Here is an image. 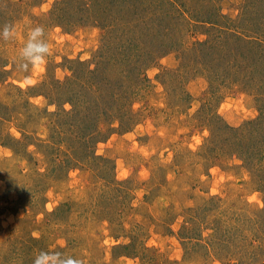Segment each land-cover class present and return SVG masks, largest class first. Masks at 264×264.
Masks as SVG:
<instances>
[{
    "label": "rangeland",
    "instance_id": "1",
    "mask_svg": "<svg viewBox=\"0 0 264 264\" xmlns=\"http://www.w3.org/2000/svg\"><path fill=\"white\" fill-rule=\"evenodd\" d=\"M14 1L0 9L15 30L0 39V264L40 251L83 264H264V63L249 74L233 63L264 41V0ZM35 26L51 54L21 71ZM220 48L235 54L231 71ZM120 83L118 105L108 86ZM86 86L105 108L81 150L88 115L71 111L97 99Z\"/></svg>",
    "mask_w": 264,
    "mask_h": 264
},
{
    "label": "trees",
    "instance_id": "2",
    "mask_svg": "<svg viewBox=\"0 0 264 264\" xmlns=\"http://www.w3.org/2000/svg\"><path fill=\"white\" fill-rule=\"evenodd\" d=\"M15 3V1L14 0H0V9H1V11H3L4 12V10L5 9H7L8 7H11L13 4ZM2 6H3V8H2ZM262 10L264 11V7H262ZM4 14V13H3ZM61 15H63V14H61ZM215 15L216 16H219V17H223V15L222 14H220V12H219V10L215 13ZM255 16H256V13H255ZM263 16V15H262ZM264 17V16H263ZM15 19V17H14V14H12V15H10L9 16V21H11V20H14ZM197 20V19H196ZM199 23H206V24H211V25H213V28L215 27V25H217V24H219L218 23V19L217 20H214L213 18H207V19H203L202 20V18H200V19H198L197 20ZM225 27V26H224ZM235 32H233V34H234ZM233 34L232 33H230V36H233ZM246 38H248L249 40L248 41H250V37H248V36H245ZM245 38V39H246ZM244 39V40H245ZM229 40H230V38H229ZM246 41V40H245ZM200 44H203V43H200ZM204 44H206V43H204ZM264 41H261V43L259 42V46H257V50H253V52H252V50L250 51V50H248L245 54H243V52H238V53H242V54H240L238 57H236L235 56V54L233 55H230L229 57H230V60L228 61L227 60V58L228 57H226V54H224V53H221L222 52V50H221V48L219 49V50H217V51H219L218 52V55L220 54L221 55V57L222 58H220V56H219V62H220V64L221 65H219V68H220V71L221 72H223L224 70L222 69V67H225V68H227V69H230V71H231V68H233V66H232V64H231V62H232V60H231V57H233V56H235L234 58H233V63L235 62L236 64L237 63H240V65L239 66H243L242 67V69L244 70V71H247V70H249V72H248V74L250 73V71L252 70V68H254V67H256L257 66V64H263L264 63V49H262V50H258L259 48H264ZM263 45V46H262ZM256 52H258V53H260V54H262L261 56H257V55H255L256 54ZM253 54H254V56H253ZM218 55L214 58V61H215V59L216 58H218ZM260 57V58H259ZM255 62H257V63H255ZM5 67V66H4ZM4 67H0V70L1 71H3L4 73H6V69H4ZM128 67L125 65V68L124 69H127ZM227 69H225V70H227ZM239 69V68H238ZM257 69V68H256ZM129 70H130V73H138V75H137V78H135L134 80L136 81V80H139L140 82L142 81V80H144V76L142 75V72H140V71H142V69H139L138 70V72H135V71H133L132 69H130L129 68ZM226 72H228V71H226ZM260 72V71H259ZM261 73V72H260ZM99 76V75H98ZM141 76H142V78H141ZM80 78V77H79ZM260 85H264V72H262V74H261V76H260ZM124 82H125V80H124ZM66 84H67V82H66ZM137 84V82H135V83H132V85H136ZM127 84L126 83H120L119 84V88H115V86H113L112 84L111 85H109L108 86V92L110 93L111 91H114V89L115 90H119V92H117L116 93V95H114V97H113V100L115 101H113L112 100V103H114V104H116V102L118 103V99H120V93H121V90H123L124 88H125V86H126ZM83 94H85V93H87V95L88 94H90L91 96L93 95V94H97V99H95V98H93V97H91L93 100L91 101V102H88V100H84L83 98H80L81 100H83V102H85V103H82L81 102V104H82V106H80V108H76V105H75V103H73V106H74V109L71 111V113L72 114H74V117L75 118H77L78 117V115H79V113H82L83 111H84V115H88V117H86L87 118V124H85L84 126H83V128H82V130H77L76 131V135L78 134L79 136H78V141L79 140H83V144H82V147H81V150H82V148H83V146H85L86 144H88V142H86V141H88V139H90L91 137H92V134L93 135H97L98 133H100V131H99V125L98 124H96L95 123V121H96V117L97 116H99L100 114H101V111L105 108V103H103V101H100V98H101V94H99V93H97L96 92V90H92V89H89L88 88V86H86L85 87V89H83ZM112 97V96H111ZM79 99V98H78ZM70 101V100H69ZM69 101H67V102H69ZM72 101V100H71ZM80 101V100H79ZM67 102H65V103H67ZM69 103H71V102H69ZM72 104V103H71ZM80 104V105H81ZM118 105H119V103H118ZM77 110V111H76ZM90 115H91V118H90ZM89 120V121H88ZM90 120L92 121V122H90ZM121 120V119H120ZM260 123H263V124H261L263 127H264V122H260ZM95 127L94 129H93V126ZM230 127V126H229ZM94 137H92V139H93ZM86 139V140H85ZM253 143V142H252ZM85 155H86V153H85ZM87 158H88V156H87ZM79 159V158H78ZM127 246H129V245H125V247H127Z\"/></svg>",
    "mask_w": 264,
    "mask_h": 264
},
{
    "label": "clouds",
    "instance_id": "3",
    "mask_svg": "<svg viewBox=\"0 0 264 264\" xmlns=\"http://www.w3.org/2000/svg\"><path fill=\"white\" fill-rule=\"evenodd\" d=\"M14 37L13 25L0 26V39L9 41ZM50 54L51 50L45 37L44 27L35 26L28 32L27 40L19 50L16 63L21 71L26 72L30 67L42 65ZM32 264H83V261L75 256L57 251H40L34 257Z\"/></svg>",
    "mask_w": 264,
    "mask_h": 264
}]
</instances>
